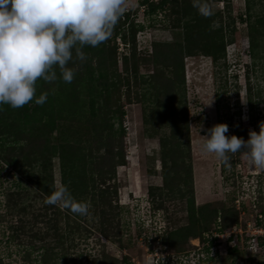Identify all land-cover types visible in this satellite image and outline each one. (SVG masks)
<instances>
[{
	"label": "rangeland",
	"instance_id": "rangeland-1",
	"mask_svg": "<svg viewBox=\"0 0 264 264\" xmlns=\"http://www.w3.org/2000/svg\"><path fill=\"white\" fill-rule=\"evenodd\" d=\"M130 3L70 83L36 82L44 104L0 105V264L220 263L227 233L191 217L214 209L238 213L226 232L255 255L264 171L198 141L219 122L245 140L264 123V0H210L209 17L192 0ZM61 183L87 214L44 202Z\"/></svg>",
	"mask_w": 264,
	"mask_h": 264
},
{
	"label": "clouds",
	"instance_id": "clouds-1",
	"mask_svg": "<svg viewBox=\"0 0 264 264\" xmlns=\"http://www.w3.org/2000/svg\"><path fill=\"white\" fill-rule=\"evenodd\" d=\"M130 6V0H0V105L44 104L48 92L37 96L36 82L59 78L70 83L77 70L74 58L83 62L85 45L96 47L110 39ZM192 6L204 17L214 14L210 0H192ZM226 133V123L214 124L201 135L199 150L215 154L225 166H230V153L241 152L249 167L264 171V123L259 131L250 130L246 140ZM44 202L78 214L89 208L63 183Z\"/></svg>",
	"mask_w": 264,
	"mask_h": 264
},
{
	"label": "trees",
	"instance_id": "trees-1",
	"mask_svg": "<svg viewBox=\"0 0 264 264\" xmlns=\"http://www.w3.org/2000/svg\"><path fill=\"white\" fill-rule=\"evenodd\" d=\"M145 15H147L149 13V10H145ZM224 48V46L222 47V49ZM224 52V51H223ZM124 114V112L122 111V115ZM238 213H236V215L234 216L233 219H229L226 220V216L214 209L210 212V214H206L203 213L202 211H200V213L197 214V216L195 215V213L193 212V214L191 215L192 217V221L194 222V224L196 223H201L202 224V231L207 232L209 231L212 235L215 234L216 232H223L226 229L230 228V227H234L236 226V224L238 223ZM254 220L257 221V224L262 225L261 222H259L257 216L254 218ZM212 224V227L210 229V225ZM232 236H229V238H231ZM207 238L203 237V241L206 240ZM210 243H212L210 241ZM211 248V245L208 244V246L204 247V249H206L207 251H209V249ZM228 252H229V257L228 258H224L223 261H221L220 263L222 264H228V263H235L238 260H241L243 258V255L237 248V246L234 247H228ZM209 253V252H207ZM246 257V256H245ZM249 259L255 260L258 259V261L262 264H264V260H261L260 258L256 257L255 255H250L247 256ZM208 261L210 262V264H220L219 261L217 260V257L211 255L208 256ZM198 264H205V262L203 261H199Z\"/></svg>",
	"mask_w": 264,
	"mask_h": 264
},
{
	"label": "built area",
	"instance_id": "built-area-1",
	"mask_svg": "<svg viewBox=\"0 0 264 264\" xmlns=\"http://www.w3.org/2000/svg\"><path fill=\"white\" fill-rule=\"evenodd\" d=\"M258 220H260V217H261V213H258V215H256ZM250 226V227H249ZM247 227L249 228H246V230L248 231L249 229V232L251 233V237L249 238V247H251V249H253L254 253H255V256L260 258L261 260H264V227L260 224H257V221L254 220L252 224H247ZM246 230H243V231H246ZM224 233H227L228 237L229 236H232L231 238H229L227 241H231L232 244H229L230 247H234V246H237L238 250L240 252H243L242 251V247H240L237 243H233L234 239H236L237 237V234L240 233L241 234V229H237V231H232L230 233L225 232H218V233H215V235H220V234H224ZM234 234V236H233ZM239 246V247H238ZM228 264H262L258 261V259H255V260H252V259H249L247 257L243 258L242 260H238L236 261L235 263H228Z\"/></svg>",
	"mask_w": 264,
	"mask_h": 264
}]
</instances>
